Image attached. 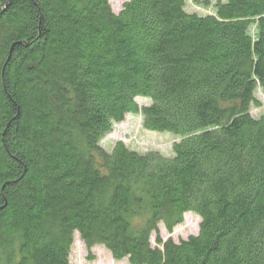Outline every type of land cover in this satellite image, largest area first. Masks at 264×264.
I'll list each match as a JSON object with an SVG mask.
<instances>
[{"label":"trees","instance_id":"1","mask_svg":"<svg viewBox=\"0 0 264 264\" xmlns=\"http://www.w3.org/2000/svg\"><path fill=\"white\" fill-rule=\"evenodd\" d=\"M212 1L0 0V264H264V0ZM129 113L172 154L103 148Z\"/></svg>","mask_w":264,"mask_h":264},{"label":"rangeland","instance_id":"2","mask_svg":"<svg viewBox=\"0 0 264 264\" xmlns=\"http://www.w3.org/2000/svg\"><path fill=\"white\" fill-rule=\"evenodd\" d=\"M109 1L113 10L118 11L125 0ZM210 1L213 2L212 0ZM185 2L186 8L190 11L203 14L212 11L211 4L206 6L203 4V0H185ZM255 94L264 103V94L260 90H257ZM136 99L139 105L149 103V99L144 97H137ZM262 110L263 106H252L251 113L258 116ZM120 140L131 149L133 148L140 152L157 150L162 155L168 156L172 154V143L179 140V137L168 131L148 130L141 123V116L139 114L129 113L125 115L122 121L115 123L112 131L108 132L100 140V144L108 150L115 142ZM183 216L182 222L175 225L171 232L167 231L162 223L159 224L158 228L163 239L172 237L174 241H178L198 232L200 216L192 211H186ZM150 242L156 245L154 233L151 234ZM68 257L72 264H129L126 257L123 259H115L103 244H97L87 248L77 232L74 235Z\"/></svg>","mask_w":264,"mask_h":264}]
</instances>
